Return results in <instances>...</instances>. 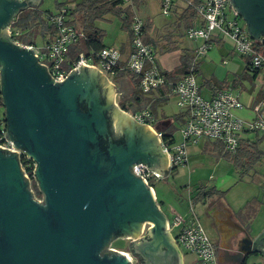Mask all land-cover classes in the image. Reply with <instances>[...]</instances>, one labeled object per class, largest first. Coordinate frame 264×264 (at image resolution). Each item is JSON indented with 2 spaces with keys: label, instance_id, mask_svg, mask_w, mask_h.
<instances>
[{
  "label": "water",
  "instance_id": "1",
  "mask_svg": "<svg viewBox=\"0 0 264 264\" xmlns=\"http://www.w3.org/2000/svg\"><path fill=\"white\" fill-rule=\"evenodd\" d=\"M39 2L0 0L5 137L36 162L42 193L40 201L18 151L0 147V264H131L123 252L106 248L114 237H140L146 222L152 226L139 243L132 241L130 254L144 264H183L167 215L133 171L139 162L167 170L156 132L115 106L114 85L99 69L81 64L58 82L33 49L8 33L14 17ZM231 2L251 36H263L264 0ZM240 231L237 257L264 252V230L255 238Z\"/></svg>",
  "mask_w": 264,
  "mask_h": 264
},
{
  "label": "built area",
  "instance_id": "2",
  "mask_svg": "<svg viewBox=\"0 0 264 264\" xmlns=\"http://www.w3.org/2000/svg\"><path fill=\"white\" fill-rule=\"evenodd\" d=\"M184 1L196 10L202 20L201 24L188 28L186 36L189 40L201 42L195 48L193 62L188 71L180 76L171 75L159 65L154 48L143 40L144 21L138 15L135 16L132 25L131 52L127 56H124L120 49L107 46L94 55L82 51L76 59H70L68 55L70 46L85 40L86 32L73 24L66 23L65 9L49 15L57 31L42 45L23 44L15 39L19 30L14 27L13 21L7 31L14 42L33 49L40 64L44 65L50 76L58 82L65 80L73 69L78 70L81 64L111 74L127 69L141 77L140 89L144 97L151 101L158 98L171 100L175 97L181 109L179 130L182 139L179 141L176 140L174 132L173 136L170 135L165 139L163 129L158 127V118L150 105L131 112V116L136 121L148 124L156 132L162 149L168 156L171 173L176 166L188 161L189 144H196L201 139L219 141L226 151L233 153L246 133L264 134V99L252 105L253 117L246 120L235 113L236 110L244 109L246 105L241 101L239 93L233 91L232 85L223 87L207 97L202 92L198 74L195 72L196 63L207 55L212 40L216 37L229 38L235 50L247 59L250 69L264 71V37L256 39L251 36L241 13L237 11L231 0ZM173 5L174 0H161V8L165 14L171 11ZM5 114L0 78V147L18 151L21 169L34 192L33 186L37 184L34 174L36 162L25 150L15 146L13 140L5 137L7 131ZM133 166V171L138 176H142L152 190L153 180L167 178L169 175L151 169L143 162L135 163ZM190 203L192 211L190 217L185 218L175 214L170 220V228L180 227L175 241L196 255L195 264H219L216 245L204 228L191 199ZM121 252L128 256L131 264H134V257L130 253L124 250Z\"/></svg>",
  "mask_w": 264,
  "mask_h": 264
},
{
  "label": "crops",
  "instance_id": "3",
  "mask_svg": "<svg viewBox=\"0 0 264 264\" xmlns=\"http://www.w3.org/2000/svg\"><path fill=\"white\" fill-rule=\"evenodd\" d=\"M79 1L80 0H52L51 2H48L47 0H40V2L37 4V6L30 5L29 8H40L44 11L58 13L61 9V8H59L60 5H64V6H62V9L67 10L68 8L74 7L76 5V3ZM151 1H153V0H143L141 4L134 6V11H135L136 15H138L139 17H141L143 19L144 24L148 23L152 27L150 29V35H151L150 38L152 39V41H155V43L151 42L150 43L151 46L154 48V50L157 52V54L167 55V58L169 60L166 58L165 61L171 62L170 60H173L174 58L171 57L169 54L172 53L171 51H176V50L180 49V43H181L182 39L184 38V35L186 36V28L183 26L182 20H180V12L186 6V2L184 0H174V5L172 6L171 11L174 13H177L175 16V20L174 21L169 20L165 23L162 21L164 24L161 25L160 27H158L157 21L155 20L152 12L149 10V4L151 3ZM154 1L155 2L157 1L159 8H161V0H154ZM127 3L129 4V3H131V1H128ZM43 4L47 5V7H42ZM49 6H51V7L55 6L56 10L53 11L51 8H48ZM103 20H110V18L109 19H103ZM120 21H121V27H122V20L120 19ZM80 23H78V25H77L78 27H81L79 25ZM96 26H98V27H100L106 31V27L100 25L98 23V20L96 21ZM106 34H107V32H106ZM127 34H128V36H127V39L125 41H121V42H119V44L115 45V47H117L118 49H120L123 52L124 56L129 55V53L131 52V36H130L129 32H127ZM40 36H41L43 43H44L45 42L44 35L41 34ZM105 39H106V37H104V43L107 46H114L113 44L107 43ZM228 42H230V44L233 47L228 46V48H225L224 45H226ZM80 43H82V45H84V47H86L85 46L86 45L85 40L81 41ZM212 43H213V45L217 44L219 46V49H220V47L224 48V49H220V51H221L220 56H217V55L212 56V54L207 53L206 60H208V61L205 62L206 67L202 66L204 61L200 65V73L198 74V80L199 81H202V79L204 77L205 78H213V79L215 78V79H218V81H223L224 79H228L229 85H231L230 78L232 76H230V74L234 75L233 81L235 82L236 76L238 77L239 75H241L244 72L254 73V75H257L261 72V71L256 72V71H253L252 69H250L247 66V59L245 57L240 56L241 59L238 57V58H236V60H234V53H235L234 49L235 48H234L233 42L229 38H220V37L217 38L216 37L213 39ZM195 45H196V42L189 41L188 44L182 48L183 49L182 54L184 52L192 53L193 49L195 48ZM165 47L169 48L170 50H166ZM163 48H165V49H163ZM85 51H87L86 48H85ZM92 51L93 50H91V52ZM182 54H181V56H182ZM181 59L182 58L180 57L178 59V61L174 62V64L171 65L170 68L168 67L171 70H168V69H166V70L170 73H173V75H176L175 71L180 68ZM223 59H228L230 61L227 64L228 61L226 63L221 62V61H224ZM215 60H218V62L216 64H214V66H213L212 64L214 63ZM234 61H237V63H235ZM99 71L105 75L106 79L110 83H112L114 85L113 90L115 91L114 92L115 95H114L113 99H114L115 106L118 109L124 111L125 113H127L128 115L131 116V112L134 111L133 108L131 107V108L126 110L122 106V104H124V103L127 105H130V102H131L130 101L131 98H129V95H127L124 98V93H123L124 90L121 89L122 87L120 88V86L117 84V83L122 82V79L120 81H118L117 80L118 77L112 75L111 73L104 72L101 70H99ZM121 78H123V77H121ZM125 79L130 84L129 78L125 77ZM237 84H238V82L236 84L234 83L233 85L235 86ZM234 86H233V88H234ZM131 91H132V86L130 84V88H129V91L127 92V94L128 93L131 94ZM202 92L207 97L211 96V94H212L210 92V90H208V89H203ZM255 97H256V99H255ZM240 99H241V96H240ZM262 99H264V90H262V92L258 93L256 96H253L250 94L249 104L248 105L245 104L246 107L244 109L236 110V114L238 116H240L241 118H244L246 120H249L248 118L251 119L253 117L252 105L259 102ZM164 103H167V101L161 102V104L157 107L156 116L160 120H163L167 116H170V115H167L165 113V110L163 107ZM160 114H163V116H159ZM169 118H171V117H169ZM170 125H171V123L167 126H170ZM245 136L248 137L250 135H249V133H246ZM181 139H182V137L180 138V140ZM204 140H206V139H201L196 144H189L188 145V161L183 165H185V166L190 165L191 158L194 155H196V154H193L195 150H197V151H200V149H202V150H214L213 149V142L210 140V142L206 143V141H204ZM167 158H168V156H167ZM180 166L181 165H179L175 169V171H174L175 173H178ZM163 173L164 174L169 173L168 177L170 176L169 161H168V165H167V170L164 171ZM182 185H184L182 188H184L185 190L191 191V188L188 184L186 185V183L185 184L180 183V186H182ZM213 186H215V185H213ZM199 188H200V186L198 188H196V190L194 191L193 194L190 193L191 195L188 196V198H192V197L194 198L195 210L197 211L204 228L206 229L209 236L212 238V240L214 241V243L217 247L219 264H236L234 262L235 260L233 258L234 255L237 253L236 237L237 236L241 237L244 235L239 229L240 228L246 229L248 231V233L250 234V236L255 238L264 230V217L261 218L260 211L256 215H250V216L244 215L241 212V207H243L242 202H239V203H232L231 201L228 202L227 199H225L226 195L223 197H217V196L212 197V198L207 197V198L199 200L197 198L198 192L200 191ZM207 188H211V187H207ZM152 191L154 192V195H155L156 199L158 200L161 209L165 212L164 206L162 204L163 202L160 201V198H159L158 194L156 193L155 188H153ZM182 194H183V191H181V195L179 193V195L181 197L180 202L183 203V204H181V210H178V212H174V215L181 213L180 215L185 217L184 215L187 214V210H188L187 209L188 208V206H187L188 202H187V199H186V203L184 202L185 198L182 197L183 196ZM165 214H166V212H165ZM201 216H202V218H201ZM172 218L173 217L168 218V230H169L172 238L174 239V242L176 243L178 249L182 253L183 264H186V256H187L186 249L183 246L179 245L175 241V237L177 236V234L180 230V227H175L173 229L170 228V220ZM144 226H145V228H144ZM150 226H152V223H150V222H146L143 224V229L140 233V237L147 233ZM174 229L177 230L176 234L174 233ZM140 237H137V238L129 237V238L132 239L133 242L139 243ZM192 262H193V264L196 263L195 257L192 258ZM244 264H264V252L262 250H259V252H257V251L254 252L249 257H247V260L244 262Z\"/></svg>",
  "mask_w": 264,
  "mask_h": 264
},
{
  "label": "rangeland",
  "instance_id": "4",
  "mask_svg": "<svg viewBox=\"0 0 264 264\" xmlns=\"http://www.w3.org/2000/svg\"><path fill=\"white\" fill-rule=\"evenodd\" d=\"M47 1L51 2L52 0H47ZM42 7H47V5L43 4ZM48 8H51L53 11L56 10L55 6L53 7L49 6ZM149 10L152 12L155 20L157 21L158 27H160L169 20L174 21L175 16L177 14L172 11L167 14L163 13L162 8H159L157 1L155 2L154 0L151 1V3L149 4ZM109 18L110 20H103V19L98 20V23L106 27V32H107V34L105 35L106 42L109 44H113L115 47V45L119 44V42L125 41L127 39L128 34L121 27V21L118 16L110 15ZM15 39L23 43V40L21 38H18V36H15ZM36 41H37L35 42L36 45L43 44V40L41 36H38L36 38ZM189 41L192 40H188L187 37L184 35V38L180 43V49L176 51H171L172 53L169 54L171 57L174 58L173 60H170L171 62L165 61L167 55L164 54L159 55L156 53L157 61L159 65L164 70L166 69L171 70L169 68L171 67V65L174 64V62L178 61V59L181 57L183 51L182 48L186 46ZM200 42L201 41H199L198 43L196 42L195 48ZM224 46L225 48H228V46L231 47L232 45L230 44V42H228ZM195 48L193 49V52H195ZM220 49H224V48L220 47ZM220 49L217 44L214 45L212 44L211 49L208 51V53L212 54V56L213 55L220 56L221 54ZM240 56L241 55L235 50L234 60H236V58L238 57L240 58ZM206 57L207 56L201 58V63L204 61L202 65L203 67H206L205 62L208 61L206 60ZM223 60L224 61L221 60L220 61L225 63L228 61L227 64L230 61L228 59H223ZM217 62L218 60H215L212 65L214 66V64H216ZM234 62L237 63V61ZM230 76H232L230 78V83L233 87L234 86L233 84L235 83L233 81L234 75L230 74ZM236 78L238 79V84L234 86L233 91L235 93H239V95L241 96V101L244 102V104L246 105H248L250 102V94L256 96L258 93L264 90V71H261L257 75H254V73H250V72H244L238 77L236 76ZM121 79L122 82L117 84L120 86V88L122 87L121 89L124 90L123 93L125 98L128 95L127 92L129 91L130 84L125 79V77L117 78L118 81H120ZM113 92L115 91L113 90ZM163 107L165 113L170 116L179 114L181 111V109L176 103L175 97H173L171 100H168L167 103H164ZM159 116H163V114H160ZM171 119H172L171 121L172 124L170 125V128L173 130L176 140L179 141L181 138V132L179 130V128L181 127V118L179 119L171 118ZM259 134L262 135L263 133L259 132ZM249 135L250 137L255 138L257 136V133L250 132ZM204 141H206V143L210 142L209 139H206ZM260 148L264 149V139L260 143ZM193 154L196 155H194L191 158V163L189 166L181 165L178 170V173L171 172L168 178L164 177L152 181V184L156 190V193L160 198V201L163 202L162 204L164 206V210L168 218L173 217L174 212H178V210H181V204H183L182 202H180L181 191H183L182 197L185 198L184 202L186 203V199L188 202L187 214L184 215L185 218H188L192 215V211L190 209L191 207L190 199L193 201L194 204V198L192 196H191L192 198H188V196L193 194L196 188H198L199 186L200 188L201 187L207 188V187H214L213 185H215L217 189L219 190L222 189L225 191V195H226L225 199H227L228 202L229 201H231L232 203L242 202L243 207H241V212L244 215L246 216L256 215L260 211L261 218L264 217V154L262 155L261 160L254 163L255 165L251 170L238 168L232 160L224 156L217 157V155L213 150L200 149V151L195 150ZM180 183L182 184L186 183V185L188 184L191 188V191L182 188L184 185L180 186ZM33 189L35 192V186H33ZM40 199H42V197ZM178 214L180 215L181 213ZM176 232L177 230L174 229L175 234ZM111 247L114 248L115 250L126 251L127 250L126 239L124 238L115 239L112 242ZM106 249H109V247ZM186 254H187L186 264H193L192 258L193 257L196 258V255L193 252L187 250H186Z\"/></svg>",
  "mask_w": 264,
  "mask_h": 264
},
{
  "label": "trees",
  "instance_id": "5",
  "mask_svg": "<svg viewBox=\"0 0 264 264\" xmlns=\"http://www.w3.org/2000/svg\"><path fill=\"white\" fill-rule=\"evenodd\" d=\"M131 1V3H127ZM143 0H80L76 3V5L72 8H68L66 10V23L73 24L74 26L78 27V23L81 28L86 32L85 38V46L82 43L77 42L70 46L69 56L70 59H76L80 52L85 51L89 55H94V53L100 51L107 45L104 43V37L106 35V31L98 26H96V21L101 19H109L110 15L118 16L122 20V27L125 31L130 33L131 41L133 38V29L132 25L135 19V11L134 6L139 5L142 3ZM62 6L60 5L59 8L61 12ZM58 12V13H59ZM56 13L44 11L40 8H28L25 11L21 12L19 15L15 16L13 19V25L19 30V34L17 35L18 38L23 40V44H35L36 38L41 34L44 35V40L49 39V36L52 37L56 31V25L50 21L49 15H54ZM180 20H182L183 26L186 30L192 26L198 25L202 23V20L198 16L196 10L187 5L183 8L180 12ZM151 25L148 23L144 24L143 28V40L144 42L150 43L152 41L150 38V29ZM261 37H264L261 36ZM19 41V40H18ZM213 41V40H212ZM20 42V41H19ZM22 43V42H21ZM213 44V43H212ZM166 48V47H165ZM163 48V49H165ZM91 50H93L91 52ZM166 50H170L166 48ZM155 53H157L155 51ZM194 52H184L181 56V65L178 70L175 71L176 75H183L185 72L188 71L191 63L193 62V55ZM200 65L201 60L196 63V70L197 74L200 73ZM250 68V66L247 64ZM260 72V71H256ZM173 75V73H170ZM116 77H127L129 78L130 84L132 86L131 94L128 93L129 98H131L130 105L122 104L124 109L133 108V110L144 108L148 105L151 106L152 111L157 114V107L161 104V102L168 101L166 98H158L151 101V99L144 97L141 94L140 89V79L141 77L137 74L130 72L127 69H122L120 71H115L112 74ZM174 76V75H173ZM238 82V79H235V84ZM201 89H208L212 93L211 95L215 94L218 90L223 87L230 86L229 80L224 79L223 81H218L213 78H203L202 81H199ZM82 108L85 110L87 108L86 103L80 104ZM173 119H179L181 116L176 114L174 116H167ZM172 124V123H171ZM109 125L111 126L112 123L110 121ZM164 132V137L167 139L170 135L173 136V130L170 126L161 127ZM257 136L252 138L242 137L240 140V144L235 152L230 153L226 151L223 144L219 141H212L213 142V151L217 155V157L224 156L230 160H232L235 165L240 169L251 170L254 167V163L261 160L262 155L264 154V149L260 148V143L264 139V134L260 135L259 132H256ZM116 142H122L124 138L118 137L114 138ZM172 142V141H170ZM106 145V141L104 140V147ZM176 166L172 172L175 171ZM35 186V194L37 197H42V193L39 190L37 184ZM197 198L204 199V198H212V197H223L225 196L224 190H219L215 186L211 188H204L201 187L199 189Z\"/></svg>",
  "mask_w": 264,
  "mask_h": 264
},
{
  "label": "flooded vegetation",
  "instance_id": "6",
  "mask_svg": "<svg viewBox=\"0 0 264 264\" xmlns=\"http://www.w3.org/2000/svg\"><path fill=\"white\" fill-rule=\"evenodd\" d=\"M0 78H1V73H0ZM171 121H172V119L171 118H169V117H166V118H164L163 120H160V119H158V127H166L167 125H169L170 123H171ZM241 229V228H240ZM239 229V230H240ZM118 238H124V239H126V245H127V252L128 253H130L129 251V249H132V244H133V242H132V239H130L129 237H114V239L112 240V242L115 240V239H118ZM112 242H111V244H112ZM111 244L109 245V250L111 251V250H115L114 248H112L111 247ZM108 248V247H107ZM217 248V247H216ZM234 262L236 263V264H244V262L246 261L245 259L243 260H241L239 257H237V254H235L234 255ZM134 264H144L143 262H141V259L138 257V256H136L135 258H134Z\"/></svg>",
  "mask_w": 264,
  "mask_h": 264
}]
</instances>
